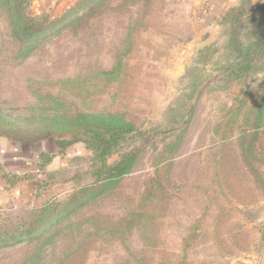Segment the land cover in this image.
Instances as JSON below:
<instances>
[{"label":"rangeland","instance_id":"374dc122","mask_svg":"<svg viewBox=\"0 0 264 264\" xmlns=\"http://www.w3.org/2000/svg\"><path fill=\"white\" fill-rule=\"evenodd\" d=\"M201 3L0 0V149L71 158L45 206L0 207V264H264V58L227 67L231 24Z\"/></svg>","mask_w":264,"mask_h":264},{"label":"crops","instance_id":"0c3cea01","mask_svg":"<svg viewBox=\"0 0 264 264\" xmlns=\"http://www.w3.org/2000/svg\"><path fill=\"white\" fill-rule=\"evenodd\" d=\"M244 0H202L201 10L204 12V18L209 22V25L217 23L221 15L229 8L238 6ZM256 8V13L259 17L264 16L261 9L260 0H252ZM219 25V24H218ZM207 46V45H205ZM204 46V47H205ZM65 156L61 150L55 147V150H49L45 146L38 148L28 147H10L5 150L0 149V207L10 198L12 192L14 196L26 203H34V200L40 201L43 205L53 199V193L43 192L39 196L36 195L38 184L33 182L34 179H43L45 175L42 172H57L68 165V162L61 164L62 159H71L70 156ZM42 159L48 160L47 165L42 168L40 164ZM38 172V173H36ZM6 176H27L28 181H22L18 184L10 185L3 175ZM17 187V188H16ZM43 200V201H42Z\"/></svg>","mask_w":264,"mask_h":264},{"label":"trees","instance_id":"16d2710c","mask_svg":"<svg viewBox=\"0 0 264 264\" xmlns=\"http://www.w3.org/2000/svg\"><path fill=\"white\" fill-rule=\"evenodd\" d=\"M260 1H261L260 7L262 11L264 12V0H260ZM254 11H256V8L252 0H244L238 6L229 8L219 18L220 24L222 25H226L227 23L231 24L230 33H229L231 37L230 44H231V47L234 46L233 50H234V55H236V60L231 61L227 65V67L233 65V67L237 68L238 71L241 70L243 72L247 69H250L253 63L255 64V62L253 61L254 57H257L258 59L264 58V35L261 34L259 35L258 38L251 39L250 45H246L243 39L241 38V35H243L242 34L243 30H245V28L242 27V22L245 16H248V19L255 27H258L259 25V23L257 22L258 17L255 15ZM29 31L30 30H27L25 28L21 30L23 34L25 33L28 34ZM258 32L259 31L251 33V34L246 33L245 37L255 36L259 34ZM206 47H204L203 51L206 50ZM235 68L233 71L230 72V74L232 76L234 75V78L242 79V76L245 74L240 75V73H237L238 71L235 72L236 71ZM122 132H123V129L109 128L105 126L103 128H95L92 132H88L89 134H91L92 136L91 138L93 139V142L95 143L96 151L98 152L100 151V155L103 156L102 159L104 160V163H106L105 159L107 156L110 155L112 148H114L115 146H118ZM59 147H60L59 149L61 150V153L64 154L65 153L64 147L60 145ZM79 158L81 157L76 156V157H73L72 159H79ZM48 160L42 159L41 161L42 163L40 164V166L44 168V166L47 165ZM104 166H106V164H104ZM129 167H130V163H128L125 166H123V163H117L113 165L112 167H109L108 170L109 172H115L117 174V175L114 174L115 176L112 175L113 177H120L127 173V171L129 170ZM65 169H61L60 171H57L56 173L55 172L54 173L53 172H42V174L45 175V178L43 177V179H34L33 182L38 184L36 195L39 196L41 193L45 192V191H42L46 189V186L44 183L45 180H50L52 177L53 178L56 177L57 174L62 173L63 171H65ZM3 177L7 179L10 185H14L22 181L30 180V178L27 176H10L9 177L4 174ZM55 198L56 197H54L53 199ZM48 202L43 204L42 207L45 206Z\"/></svg>","mask_w":264,"mask_h":264}]
</instances>
